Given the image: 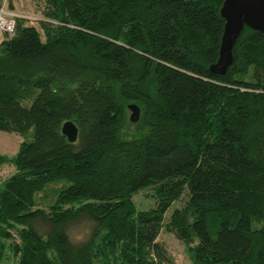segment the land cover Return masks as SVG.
<instances>
[{"label": "trees", "instance_id": "trees-1", "mask_svg": "<svg viewBox=\"0 0 264 264\" xmlns=\"http://www.w3.org/2000/svg\"><path fill=\"white\" fill-rule=\"evenodd\" d=\"M43 1L40 28L18 18L0 44V128L32 134L13 160L0 156L16 167L0 186V256L170 264L166 229L194 264H264V33L245 27L221 75L211 67L225 0ZM62 182L39 208L36 196ZM144 189L155 207L137 212Z\"/></svg>", "mask_w": 264, "mask_h": 264}, {"label": "rangeland", "instance_id": "rangeland-1", "mask_svg": "<svg viewBox=\"0 0 264 264\" xmlns=\"http://www.w3.org/2000/svg\"><path fill=\"white\" fill-rule=\"evenodd\" d=\"M14 6V12L26 17L29 20V24L40 28L39 22L44 19V10L46 4L43 0H3V5L0 8L10 10ZM32 23V24H31ZM3 40L5 39L2 38ZM252 80V75L246 78ZM132 112H129L128 120L125 130L129 134H136L139 132V125L131 121ZM32 134L27 136H21L14 132L3 130L0 128V156H5L10 160H13L19 153L20 146L23 142L31 141ZM16 173V167L13 162L0 166V186L11 176ZM69 185L67 182L60 184H53L47 187L44 191L36 196L38 207L41 209L49 210L50 206L54 204L56 200L57 192L64 186ZM152 191L148 189L141 190L134 194L133 201L137 212L150 211L155 207V199L152 197ZM184 197L182 200L174 202L165 213V220L170 219L171 215L176 209H180L185 206ZM88 228L85 223H81L80 226L71 228L70 235L74 241L82 240L86 237ZM158 242L161 243L168 251L171 258L170 264H194L191 260L186 246L179 241L173 233L164 229ZM18 258L7 247L4 255L0 256V264H18Z\"/></svg>", "mask_w": 264, "mask_h": 264}, {"label": "water", "instance_id": "water-1", "mask_svg": "<svg viewBox=\"0 0 264 264\" xmlns=\"http://www.w3.org/2000/svg\"><path fill=\"white\" fill-rule=\"evenodd\" d=\"M221 15L226 22L225 30L219 60L211 70L224 75L233 63V50L245 27L264 33V0H225ZM129 109L132 112L131 121L138 122L140 108L130 105ZM63 134L70 143H75L79 135L78 127L71 121L66 122L63 125Z\"/></svg>", "mask_w": 264, "mask_h": 264}, {"label": "built area", "instance_id": "built-area-1", "mask_svg": "<svg viewBox=\"0 0 264 264\" xmlns=\"http://www.w3.org/2000/svg\"><path fill=\"white\" fill-rule=\"evenodd\" d=\"M18 18L26 17H23L12 10L0 8V32L9 36H13L15 34Z\"/></svg>", "mask_w": 264, "mask_h": 264}, {"label": "crops", "instance_id": "crops-1", "mask_svg": "<svg viewBox=\"0 0 264 264\" xmlns=\"http://www.w3.org/2000/svg\"><path fill=\"white\" fill-rule=\"evenodd\" d=\"M5 37V35L3 34V33H1L0 32V44H2L3 43V41L5 40H3L2 38H4Z\"/></svg>", "mask_w": 264, "mask_h": 264}]
</instances>
